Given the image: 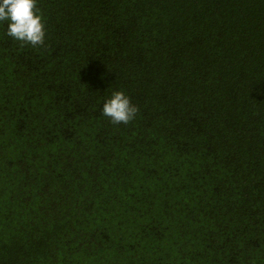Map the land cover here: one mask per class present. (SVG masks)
Wrapping results in <instances>:
<instances>
[{
    "label": "trees",
    "instance_id": "trees-1",
    "mask_svg": "<svg viewBox=\"0 0 264 264\" xmlns=\"http://www.w3.org/2000/svg\"><path fill=\"white\" fill-rule=\"evenodd\" d=\"M37 8L44 45L0 21V264H264V0Z\"/></svg>",
    "mask_w": 264,
    "mask_h": 264
},
{
    "label": "clouds",
    "instance_id": "clouds-1",
    "mask_svg": "<svg viewBox=\"0 0 264 264\" xmlns=\"http://www.w3.org/2000/svg\"><path fill=\"white\" fill-rule=\"evenodd\" d=\"M0 21H8L7 35L33 47L44 45L45 24L38 14L37 0H0ZM138 107L123 91H115L102 109L113 124H129Z\"/></svg>",
    "mask_w": 264,
    "mask_h": 264
}]
</instances>
